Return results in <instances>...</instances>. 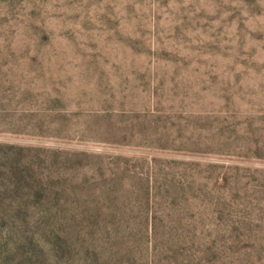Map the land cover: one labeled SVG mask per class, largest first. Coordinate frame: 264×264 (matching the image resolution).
I'll return each mask as SVG.
<instances>
[{"label":"rangeland","instance_id":"374dc122","mask_svg":"<svg viewBox=\"0 0 264 264\" xmlns=\"http://www.w3.org/2000/svg\"><path fill=\"white\" fill-rule=\"evenodd\" d=\"M0 264H264V0H0Z\"/></svg>","mask_w":264,"mask_h":264}]
</instances>
